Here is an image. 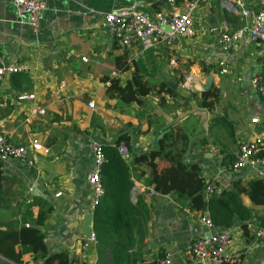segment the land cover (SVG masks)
I'll return each instance as SVG.
<instances>
[{
	"label": "crops",
	"instance_id": "crops-1",
	"mask_svg": "<svg viewBox=\"0 0 264 264\" xmlns=\"http://www.w3.org/2000/svg\"><path fill=\"white\" fill-rule=\"evenodd\" d=\"M43 1L40 33L35 36L31 27L21 22L15 5L10 0H0V53L7 61L31 65L30 72L7 76L2 84L0 132L18 145L35 140L49 147L50 153L32 151V164L10 159L0 162V167L4 175V202L11 204L6 209L8 214H13L17 203L35 202L29 212L23 206L20 209L28 218V226L37 218L40 208L54 207L40 227L50 253L67 250L74 264L102 263L98 244L89 242L84 232L91 191L86 174L92 165V140L113 145L125 135L134 156L155 146L159 132L169 124L176 126L175 134L179 131L191 138L187 158L199 163L206 182L217 176L219 184L230 189L235 176L245 180L256 177L252 168L233 173L231 162L241 142L264 133V99L250 85L254 73L264 68V44L237 42L224 51L217 41L220 31L251 21L240 14V7L235 12L224 6L223 0L201 2L195 15V36L175 40L178 64L173 67L163 45L139 59L131 58L111 37L104 21L107 12L127 6L154 16L170 7L169 0ZM176 1L185 5L192 0ZM230 1L238 4L237 0ZM241 1L253 11L264 10V0ZM127 65L129 69L124 71ZM136 70L152 85L165 83L173 87L181 101L167 96L166 102L161 103L154 93L141 104H124L109 96L108 87L103 86L107 77L114 78L116 72L115 78L124 84ZM188 74L194 76L198 91L183 86ZM212 86L220 90L221 98L208 111L192 93L200 96V87L204 91ZM24 93H34L36 98L22 100L19 96ZM91 100L95 102L94 108L88 107ZM36 109L43 112L35 113ZM222 116L233 122V136L222 125ZM254 118L259 123L253 122ZM224 157L228 165L222 164ZM156 162L159 170L169 165L163 158ZM151 170L138 164L132 169V197L144 200L151 214L128 264H153L167 254L172 255V264H187L184 249L219 228L201 222L200 217L209 215L208 212L191 211L175 195H160L146 186ZM242 199L257 217L264 219V205L254 206L246 195ZM11 220L8 217L5 221ZM232 229V249L243 263L264 264V237L247 243L239 223ZM42 263L41 258L35 261L30 255L23 258V264ZM0 264L14 263L0 255Z\"/></svg>",
	"mask_w": 264,
	"mask_h": 264
},
{
	"label": "trees",
	"instance_id": "trees-1",
	"mask_svg": "<svg viewBox=\"0 0 264 264\" xmlns=\"http://www.w3.org/2000/svg\"><path fill=\"white\" fill-rule=\"evenodd\" d=\"M176 3L179 4L180 1ZM127 69L128 65L123 68L124 71ZM106 80L111 83L107 88L109 96L117 98L124 104L132 102L141 104L143 99L154 93L159 95L161 103L166 102L167 96L179 98L173 87L165 83L152 85L139 70H136L132 79L124 84L118 78L107 77ZM192 96L202 108L210 111L219 102L221 92L216 86H212L202 91L200 96L196 93H192ZM220 121L229 135L233 136L235 132L233 122L227 116L220 117ZM175 127L170 126V130L162 138L157 139L155 146L134 154L130 161L123 160L114 145L104 144L108 158L102 168L105 192L93 213V231L98 241L101 264H128L138 236H144L143 227L150 219L148 204L141 198L134 200L132 197L134 187L132 169L136 164L147 165L152 169L145 180V185L153 188L158 194H173L180 204H188L191 211L208 212L215 227L219 229L230 228L239 223L247 243L259 240L249 225L253 224L255 227L263 225L264 219L257 217L255 210L244 204L242 195L248 196L254 206L264 205V178L245 180L241 176H235L232 188L207 197L205 192L207 182L201 166L187 158L191 138L181 135L179 131L175 134ZM121 141L129 145L125 135L117 138L114 143L118 144ZM205 144L203 141L202 146ZM260 155L264 156V152ZM158 158L166 159L169 165L159 170L156 162ZM222 164L228 165L225 157ZM3 185L4 175L0 167V255L14 264H23L26 255L32 256L35 261L41 258L42 264H74L67 250L49 252L46 235L40 228L54 211V207L48 205L40 208L37 218L27 226L28 218L25 213L21 214L20 209L23 206L29 212L36 203H17L13 214H8L6 209L11 207V204L4 202ZM19 214L21 219L17 218ZM8 217L13 220L5 221Z\"/></svg>",
	"mask_w": 264,
	"mask_h": 264
},
{
	"label": "built area",
	"instance_id": "built-area-1",
	"mask_svg": "<svg viewBox=\"0 0 264 264\" xmlns=\"http://www.w3.org/2000/svg\"><path fill=\"white\" fill-rule=\"evenodd\" d=\"M10 1L15 5L21 22L28 24L33 34L38 36L40 33V16L45 7L44 1ZM203 1L192 0L185 5H180L176 3V0H169L170 7L154 16L148 15L134 6H127L107 12L104 21L111 37L130 54L131 58L139 59L147 51L163 45L170 56V65L176 67L178 55L175 49V40L178 37L189 39L195 36V15ZM237 3L234 5L230 0H223V5L235 12H239L240 7V14L250 17L251 21H247L236 29L222 30L217 34L218 44L224 51H227L237 42L264 44V10L253 11L251 8L245 7L241 0H237ZM163 26H167L168 29ZM82 60L86 61L87 58L83 56ZM30 71L31 65L29 63L7 61L0 53V91L7 76ZM117 76L118 74L113 72V77ZM110 84V81H106L103 86L109 87ZM251 84L254 91L264 99V68L254 73ZM65 85V82L61 83V87ZM183 86L190 91H198V85L194 82L192 74L185 77ZM200 91H203L202 87H200ZM19 98L22 100L35 99L36 95L24 93ZM88 107L94 108L95 102L91 100ZM34 112L42 113L43 110L36 109ZM253 122L259 123V119L254 118ZM113 145L123 160L130 161L132 159V152L125 142L121 141ZM91 150L92 165L86 174V181L91 190L88 211L94 213L105 192L102 182V168L108 158L105 154L104 144L98 140L91 141ZM32 151L49 154L50 148L35 140L25 145H18L7 134L0 132V162L14 159L24 164H32L30 161ZM261 152H264V133L241 142L231 164L232 172L238 173L242 169L252 168L255 170L256 177L264 178V156L260 155ZM223 190L224 188L219 184L217 176H213L207 181L205 190L207 197L220 194ZM200 220L208 227L215 228L209 215L201 216ZM249 227L255 228L258 238L264 237V224L256 227L250 224ZM89 242L98 243L94 231L89 237ZM233 244L234 232L232 227L222 228L192 241L184 249L183 256L187 264H244L241 256L233 252ZM153 264H172V255L167 254Z\"/></svg>",
	"mask_w": 264,
	"mask_h": 264
},
{
	"label": "water",
	"instance_id": "water-1",
	"mask_svg": "<svg viewBox=\"0 0 264 264\" xmlns=\"http://www.w3.org/2000/svg\"><path fill=\"white\" fill-rule=\"evenodd\" d=\"M163 27L165 29H168L167 26H163ZM169 127H170L169 124L165 125L163 128V132L158 136V138H162L165 132L169 130ZM85 218L86 219H85V231L84 232L86 233L88 237H90L93 232V213L88 212Z\"/></svg>",
	"mask_w": 264,
	"mask_h": 264
},
{
	"label": "rangeland",
	"instance_id": "rangeland-1",
	"mask_svg": "<svg viewBox=\"0 0 264 264\" xmlns=\"http://www.w3.org/2000/svg\"><path fill=\"white\" fill-rule=\"evenodd\" d=\"M250 85L252 86L251 82H250ZM178 100V99H177ZM160 101V100H159ZM179 101H181V99L179 98Z\"/></svg>",
	"mask_w": 264,
	"mask_h": 264
}]
</instances>
